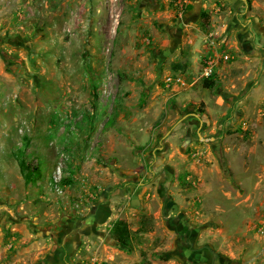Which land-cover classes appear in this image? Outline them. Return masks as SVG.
I'll return each instance as SVG.
<instances>
[{
	"label": "rangeland",
	"instance_id": "rangeland-1",
	"mask_svg": "<svg viewBox=\"0 0 264 264\" xmlns=\"http://www.w3.org/2000/svg\"><path fill=\"white\" fill-rule=\"evenodd\" d=\"M180 1L0 0V264H264V0ZM225 111L235 178L186 141Z\"/></svg>",
	"mask_w": 264,
	"mask_h": 264
},
{
	"label": "crops",
	"instance_id": "crops-1",
	"mask_svg": "<svg viewBox=\"0 0 264 264\" xmlns=\"http://www.w3.org/2000/svg\"><path fill=\"white\" fill-rule=\"evenodd\" d=\"M154 0H148L149 4H151V2H153ZM194 1V3L196 4V7H194L195 9H199V11L201 10V8H203V5L205 2L207 3H216V2H231L232 7L234 8L235 11L239 12L240 9H242V3H244V1H235V0H192ZM245 5V4H244ZM222 106V105H221ZM221 109H224V107L222 106ZM239 117V114H238ZM195 118L197 119L198 125L196 124V137H187L186 136V141L187 144L190 143V146H195L197 147L196 149L198 150H204V151H212V155L213 156H218L220 159L223 158V160L225 159L226 161V165L229 167V171L231 172L233 178H235L236 176V171H242L245 170L250 171L251 167H246L243 166L244 164H242V162H244V157H242V155L240 154V151H247L249 148L248 147H244L241 146L239 149H237V147H233V143H231V141L229 142L226 139V136H224L223 134L225 132H227L228 130H230L232 127L236 126L237 123L235 122L237 119H230V113H227L226 111L223 113V115L221 116H214L210 118V120H218L217 125H215V130L217 131V133H215L216 131H214L213 129H210L209 124H210V120L209 122H207L206 120H201L199 116H195ZM122 124V121L120 119H117L115 126ZM223 126V128H222ZM233 130V129H231ZM133 146L130 147V150H133ZM130 151V152H131ZM253 154L247 156L249 161H252L254 159V162H252V166H256V161L258 159V153L259 150L254 151V149H252ZM254 157V158H253ZM238 163H240L241 165H238ZM155 165H158V162H156ZM243 166V167H242ZM237 168V169H236ZM234 169H236L234 171ZM227 170V168H226ZM205 176L207 177V175L205 174ZM131 184L133 185V187H137V184L134 182H131ZM139 184V183H138ZM142 186V185H141ZM214 188V187H212ZM195 189V187L193 188ZM211 189V188H210ZM118 194H123L125 192H128V189H125L123 187L118 188ZM130 190V189H129ZM229 193V190L225 189L224 190V195H227ZM135 195V194H134ZM133 195V196H134ZM218 195V194H216ZM217 197V196H216ZM216 202V201H215ZM99 222V221H98ZM36 237V235H35ZM9 247V246H7ZM10 249V247H9Z\"/></svg>",
	"mask_w": 264,
	"mask_h": 264
},
{
	"label": "built area",
	"instance_id": "built-area-1",
	"mask_svg": "<svg viewBox=\"0 0 264 264\" xmlns=\"http://www.w3.org/2000/svg\"><path fill=\"white\" fill-rule=\"evenodd\" d=\"M171 1V0H169ZM177 3L180 5V8L183 10L184 6L181 5V1L180 0H176ZM224 61H228L229 57L225 56L223 58ZM217 60H214L212 57H209L205 62L204 65L202 67V71L200 74V78L203 81H210L213 77H214V73H215V69L217 66ZM33 171H36L38 166H37V162L35 165H33L32 167ZM63 171V165L62 163H59L57 165V167L55 168L51 179L49 180L48 186L53 189V191H55V193L57 194H61L62 193V189H61V185H62V172Z\"/></svg>",
	"mask_w": 264,
	"mask_h": 264
},
{
	"label": "trees",
	"instance_id": "trees-1",
	"mask_svg": "<svg viewBox=\"0 0 264 264\" xmlns=\"http://www.w3.org/2000/svg\"><path fill=\"white\" fill-rule=\"evenodd\" d=\"M176 68L185 72L186 65H177ZM201 87L206 90H212L215 87V83L213 81H203ZM31 180H35V177H31ZM110 238L123 247L130 248L132 246V239L125 221L118 220L115 222L110 230Z\"/></svg>",
	"mask_w": 264,
	"mask_h": 264
},
{
	"label": "water",
	"instance_id": "water-1",
	"mask_svg": "<svg viewBox=\"0 0 264 264\" xmlns=\"http://www.w3.org/2000/svg\"><path fill=\"white\" fill-rule=\"evenodd\" d=\"M132 205H133L134 207H137V196H136V195L133 196V199H132Z\"/></svg>",
	"mask_w": 264,
	"mask_h": 264
}]
</instances>
